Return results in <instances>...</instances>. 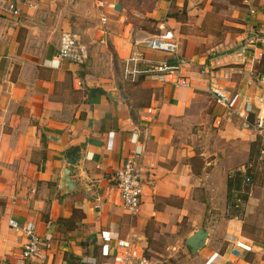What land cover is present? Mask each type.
<instances>
[{"label":"crops","instance_id":"obj_1","mask_svg":"<svg viewBox=\"0 0 264 264\" xmlns=\"http://www.w3.org/2000/svg\"><path fill=\"white\" fill-rule=\"evenodd\" d=\"M1 1L18 15L0 9V264H112L102 246L119 239L146 257L161 242L173 251L182 242V264H264V57L250 60L264 55L255 37L264 35V0ZM221 24L222 38L212 30ZM165 30L179 43L189 87L149 76L122 82L133 42ZM67 31L87 48L82 64L54 60ZM139 49L148 60L176 61ZM205 66L236 109L261 120L260 133L223 118ZM133 154L143 194L129 215L112 176ZM236 173L252 176L238 218L227 211ZM9 221L35 225L43 260L21 259L26 238ZM197 230L208 236L191 254L185 240ZM241 241L251 251L232 253Z\"/></svg>","mask_w":264,"mask_h":264},{"label":"built area","instance_id":"obj_2","mask_svg":"<svg viewBox=\"0 0 264 264\" xmlns=\"http://www.w3.org/2000/svg\"><path fill=\"white\" fill-rule=\"evenodd\" d=\"M97 1L100 2L98 7H102L101 0ZM3 3L0 0L1 10H7L14 16L18 15V11L13 5L3 6ZM101 21L105 23L106 18L102 17ZM140 46L155 53L174 56L176 61L174 64H170L166 61L156 62L148 60L139 49ZM239 49L241 54L245 53V48L240 47ZM178 55L179 43L171 30H165L154 35L143 44L139 41H134L132 52L121 64L119 70L120 78L124 83H133L139 77L149 76L160 84H168L175 88H188L189 80L184 75L183 65L180 63ZM263 57V53L260 52L258 55L250 57V60L261 61ZM87 58L88 51L86 46L81 42L80 36L71 31L62 33L59 49L54 60L58 62L65 59L82 64ZM202 74L205 75L207 92L212 102L223 110V118L226 121H229L231 118H238L241 120V126L244 129L260 133L263 127L261 120H254L251 117V112L248 107H245L243 110L235 108V97L231 96L220 85L213 69L205 66L202 69ZM249 74L251 77H254L255 73L253 69L250 70ZM259 82L264 85V74L259 78ZM146 113L153 114V108H147ZM134 155H131L123 166L117 169L112 176L115 187L119 192L123 209L129 215H135L139 212L143 194V182L140 171L134 161ZM244 182L245 185H249L251 178L245 176ZM242 206L243 200L239 197V193H237L227 207L228 214L231 217L238 218L235 215L241 212ZM9 225L14 230L23 233L26 238L21 250V259L32 263L43 260L44 256L42 255L41 242L36 233L35 225L33 223H27L24 226H19L15 221H9ZM106 241H109V239H106ZM238 249L250 252L252 246L243 241L236 242L232 253H236ZM102 255L111 257L112 264H150L145 256L144 250L125 239L117 240L114 247H109L108 244L103 245Z\"/></svg>","mask_w":264,"mask_h":264},{"label":"rangeland","instance_id":"obj_3","mask_svg":"<svg viewBox=\"0 0 264 264\" xmlns=\"http://www.w3.org/2000/svg\"><path fill=\"white\" fill-rule=\"evenodd\" d=\"M220 4H223V3H220ZM208 19H210V18H208ZM211 21H212V19H211ZM222 27H223L222 24L220 25V28H218V25H215V26L212 27L213 33H217L218 32L217 35L220 38H222L225 35V34H222V33L219 32V31L223 30ZM230 28L232 29V27H230ZM220 50H224L225 51L227 49L224 48V49H220ZM228 50H230V49H228ZM128 87L129 86H127V88ZM132 90L134 91V94H137V89L134 88ZM244 108L238 109V110H243ZM236 119L239 121V123L241 125V120L238 119V118H236ZM229 121H232V118ZM251 178H252V176H251ZM255 179L257 180V177ZM249 187H250V184L249 185H241V190L244 192V194L247 193L246 190ZM262 242L263 241L255 240V243H257V244L258 243L261 244ZM159 244H161V248L162 249H159L156 255H154L153 250L156 251L157 248L153 249L154 247H152V249H150V250H146L145 249L146 255L149 258L151 264H182V261L184 260V257L187 255V254L183 253L185 250H184L182 242H179L178 245L177 244H173L174 246H177L176 251H173L172 249L167 250L165 248V244L166 243L161 242ZM262 245H264V242L262 243ZM151 246H153V245H151ZM178 247H181V248H178ZM182 250H184V251H182ZM263 257H264V253H263Z\"/></svg>","mask_w":264,"mask_h":264},{"label":"water","instance_id":"obj_4","mask_svg":"<svg viewBox=\"0 0 264 264\" xmlns=\"http://www.w3.org/2000/svg\"><path fill=\"white\" fill-rule=\"evenodd\" d=\"M260 40L264 45V35L260 34L255 36ZM69 164L72 163L69 161ZM69 173L70 170L66 169L63 173L64 179L63 182L66 184L65 188L68 190H72V184H69ZM207 232L204 230H197L194 232L189 238L185 240V245L189 249L191 254H196L201 248H203L206 239H207Z\"/></svg>","mask_w":264,"mask_h":264},{"label":"trees","instance_id":"obj_5","mask_svg":"<svg viewBox=\"0 0 264 264\" xmlns=\"http://www.w3.org/2000/svg\"><path fill=\"white\" fill-rule=\"evenodd\" d=\"M245 176H247V177L249 176L251 178L250 174L249 175L246 174ZM245 176H242L241 173H236L234 175V177L229 178L228 182H227V190H228L229 194L231 193L232 190L239 191V193H240L239 197H241L243 201L245 200L246 195L244 194V192H242L241 185H245V182H244ZM239 214L237 213L235 216L239 217Z\"/></svg>","mask_w":264,"mask_h":264}]
</instances>
